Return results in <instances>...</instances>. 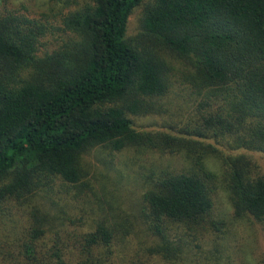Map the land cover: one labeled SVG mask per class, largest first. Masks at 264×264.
<instances>
[{
	"label": "trees",
	"instance_id": "trees-1",
	"mask_svg": "<svg viewBox=\"0 0 264 264\" xmlns=\"http://www.w3.org/2000/svg\"><path fill=\"white\" fill-rule=\"evenodd\" d=\"M144 1L73 0L66 40L42 56L43 24L0 16V264H242L203 237L215 224L207 159L227 166L234 216L264 222V177L252 175L253 154L264 159V0H151L128 40ZM174 82L199 97L193 118L137 131L130 117L151 114ZM131 147L182 158L144 193V225L92 229L69 215L67 192L88 186L87 153Z\"/></svg>",
	"mask_w": 264,
	"mask_h": 264
},
{
	"label": "rangeland",
	"instance_id": "rangeland-1",
	"mask_svg": "<svg viewBox=\"0 0 264 264\" xmlns=\"http://www.w3.org/2000/svg\"><path fill=\"white\" fill-rule=\"evenodd\" d=\"M72 1L0 0V16L11 13L43 24L47 33L39 43L38 56H42L45 52L58 49L66 40L67 36L61 31L62 18L74 10L76 4L73 5ZM150 2L145 0L131 12L126 32L128 40L142 33L143 10ZM164 57L171 67L180 70L183 64L180 58L168 52L164 53ZM183 89L174 82V87L166 96L151 100L155 105L151 114L130 117L134 128L139 132H172V127L177 129L189 122L199 97L194 98ZM219 149L223 154L232 156L246 153L221 146ZM253 157L257 164L253 177H264V159L259 154H253ZM85 158L88 186L76 187L67 192L72 206L68 214L76 217L75 220L87 222L92 229L97 222L109 226L118 222L125 229L134 224L144 225V193L161 174L179 170L182 165L180 156L169 155L158 148L131 147L119 153L108 148L92 149ZM207 161L217 176L213 210L209 217L215 224L209 227L203 237H220L217 242L224 245L222 257L231 256L232 262L243 260L245 264H264V222L234 216L228 192L227 166L220 157L214 155L208 157ZM116 227L120 228V225ZM180 231L184 234V230ZM140 237L144 236L141 234Z\"/></svg>",
	"mask_w": 264,
	"mask_h": 264
}]
</instances>
